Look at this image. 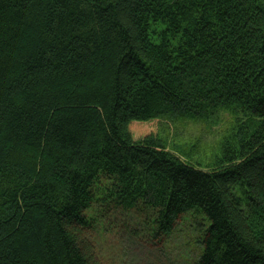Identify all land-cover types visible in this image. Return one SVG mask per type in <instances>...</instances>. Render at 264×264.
<instances>
[{"label": "trees", "instance_id": "1", "mask_svg": "<svg viewBox=\"0 0 264 264\" xmlns=\"http://www.w3.org/2000/svg\"><path fill=\"white\" fill-rule=\"evenodd\" d=\"M191 124L224 127L209 157ZM101 194L264 264V0H0V264H103Z\"/></svg>", "mask_w": 264, "mask_h": 264}, {"label": "rangeland", "instance_id": "2", "mask_svg": "<svg viewBox=\"0 0 264 264\" xmlns=\"http://www.w3.org/2000/svg\"><path fill=\"white\" fill-rule=\"evenodd\" d=\"M166 28L165 24H152L151 36L156 43H160V34ZM231 120L229 113L221 114L223 126ZM223 126L208 130L191 124L185 138L192 142L202 137V149L206 151L202 156L209 157L217 148V132ZM144 135L139 132L136 139ZM99 198L102 202L94 203L87 213L91 224L86 238L94 244L103 264H196L199 260L203 249L201 241L209 228L202 213L193 211L185 215L170 237L156 236L155 216L144 199L139 201L138 207L125 208L111 201L103 204V194Z\"/></svg>", "mask_w": 264, "mask_h": 264}]
</instances>
